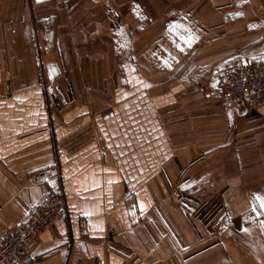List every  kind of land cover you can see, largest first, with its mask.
Segmentation results:
<instances>
[{
  "label": "crops",
  "instance_id": "0c3cea01",
  "mask_svg": "<svg viewBox=\"0 0 264 264\" xmlns=\"http://www.w3.org/2000/svg\"><path fill=\"white\" fill-rule=\"evenodd\" d=\"M159 3L0 0V236L43 200L41 171L60 175L51 186L70 213L28 264H218V247H233L218 239V198L237 219L264 196V106L239 113L206 96L218 72L264 62V0H218V14L193 1L200 32L183 35L169 70L148 59Z\"/></svg>",
  "mask_w": 264,
  "mask_h": 264
},
{
  "label": "rangeland",
  "instance_id": "374dc122",
  "mask_svg": "<svg viewBox=\"0 0 264 264\" xmlns=\"http://www.w3.org/2000/svg\"><path fill=\"white\" fill-rule=\"evenodd\" d=\"M105 1L113 2L117 0ZM157 1L160 2L159 4L161 5L157 9L160 14L157 18L164 32H162L154 42V54L152 57H148V59L152 61L151 63L160 68L169 70L174 63L183 58V45L184 42H186V37L184 38L183 35L186 34L187 31H191L192 33L195 31L197 33L198 31L200 32L198 26L199 20L198 17H196L198 9H194L195 4L193 1L203 2L207 10L212 8V10L216 11L218 14V3L215 4L218 0H190L194 5L186 8H184L182 4L188 0ZM126 11H131V13H133V10L130 8H127ZM142 16L145 20V15ZM104 19L108 23L109 31L107 30V34H117L119 19L115 9H107L104 14ZM191 22L195 24L192 25ZM142 23H144V21ZM146 25L147 24L144 23L143 28H146ZM189 25L191 27L193 26V30L189 28ZM77 28L86 42H90L92 38L96 37L89 32V29L83 23H78ZM32 30L36 35H41L43 31L42 27L37 22L32 23ZM213 87L208 89V91ZM222 188H224V185L219 184L218 190ZM258 196H263V194L260 193ZM184 203L187 205L189 204L192 213H195V215H192V218H194V216L200 217L197 208L202 207V204L199 201L192 199L188 203ZM252 203L253 209L247 210L244 215L235 219L230 217L227 213L226 201L218 198V239L224 241L225 244L227 240L233 242V247H218V264H233L229 259L231 255H237L240 264H246L248 259L256 260V258L260 259L264 256V208L261 207L260 202L256 199L253 200ZM187 205L185 206L187 207ZM200 219L202 220L204 217L201 216ZM212 219L213 216H207V223L209 224ZM230 225L236 227L237 230H233L232 232L226 231L225 229H228ZM261 262L260 259V262L256 264H262Z\"/></svg>",
  "mask_w": 264,
  "mask_h": 264
},
{
  "label": "built area",
  "instance_id": "2783aa9c",
  "mask_svg": "<svg viewBox=\"0 0 264 264\" xmlns=\"http://www.w3.org/2000/svg\"><path fill=\"white\" fill-rule=\"evenodd\" d=\"M206 96L221 100L224 107L239 113L260 109L264 106V62L251 60L218 72L215 86ZM34 178L39 185L48 186L47 191L20 223L8 227L0 236V264H28L29 250L37 238L70 215L64 193L51 186L60 175L51 178L47 171H41Z\"/></svg>",
  "mask_w": 264,
  "mask_h": 264
},
{
  "label": "snow or ice",
  "instance_id": "6c2138e0",
  "mask_svg": "<svg viewBox=\"0 0 264 264\" xmlns=\"http://www.w3.org/2000/svg\"><path fill=\"white\" fill-rule=\"evenodd\" d=\"M189 43H191V41H189ZM255 199L258 200L260 202L261 207L264 208V196H257L255 197Z\"/></svg>",
  "mask_w": 264,
  "mask_h": 264
}]
</instances>
